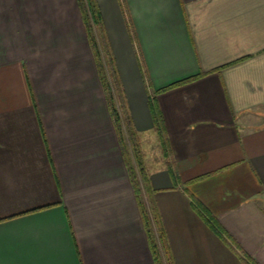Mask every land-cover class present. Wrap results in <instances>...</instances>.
<instances>
[{
  "label": "crops",
  "instance_id": "crops-1",
  "mask_svg": "<svg viewBox=\"0 0 264 264\" xmlns=\"http://www.w3.org/2000/svg\"><path fill=\"white\" fill-rule=\"evenodd\" d=\"M95 1L175 264H264V0ZM130 161L80 1L0 0V264H156Z\"/></svg>",
  "mask_w": 264,
  "mask_h": 264
},
{
  "label": "trees",
  "instance_id": "trees-1",
  "mask_svg": "<svg viewBox=\"0 0 264 264\" xmlns=\"http://www.w3.org/2000/svg\"><path fill=\"white\" fill-rule=\"evenodd\" d=\"M79 1L84 14L89 42L97 60L98 71L104 86L108 106L112 113L124 153L129 149L133 156V162L130 161V169L135 179V188L138 192V199L152 255L156 264H175L174 258L170 256L167 233L164 227L159 224L156 213L149 209L141 195L142 183L146 175L142 139L131 124V117L125 106L112 54L106 48L105 42L100 35V13L98 6L95 0ZM191 79L193 78L188 80Z\"/></svg>",
  "mask_w": 264,
  "mask_h": 264
}]
</instances>
